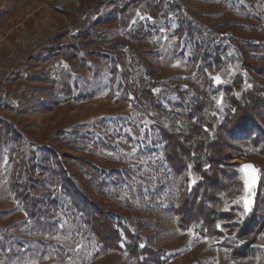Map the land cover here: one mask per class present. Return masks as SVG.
I'll return each instance as SVG.
<instances>
[{
  "label": "rangeland",
  "instance_id": "374dc122",
  "mask_svg": "<svg viewBox=\"0 0 264 264\" xmlns=\"http://www.w3.org/2000/svg\"><path fill=\"white\" fill-rule=\"evenodd\" d=\"M188 21L214 27L264 67V0H0V264H137L124 249L101 246L72 208L59 188V160L142 247L161 255L160 264H264V234L256 237L261 259L234 261L220 241L176 222L183 193L165 157L160 128L167 122L145 108L133 68L147 65L180 122L192 96L206 98L222 118L231 109L224 86L236 66L199 70L182 33ZM250 77L264 87V76ZM257 133L225 138L224 151L227 163H239L243 185L242 164L258 168L247 213L258 201L264 215ZM29 176L48 204L33 218L13 188ZM189 178L194 184L199 177ZM247 195L243 189L233 203L244 206Z\"/></svg>",
  "mask_w": 264,
  "mask_h": 264
},
{
  "label": "trees",
  "instance_id": "16d2710c",
  "mask_svg": "<svg viewBox=\"0 0 264 264\" xmlns=\"http://www.w3.org/2000/svg\"><path fill=\"white\" fill-rule=\"evenodd\" d=\"M182 33L184 40H191L189 43L195 47L199 70L213 65L236 67L230 82L224 86L231 109L218 118L208 110L206 98L192 96L190 100L184 99L182 104L185 108L182 122L163 103L157 89L160 82L147 65L139 62L133 68L139 66L135 84L145 108L157 119L165 118L167 122L166 127L160 128L165 142V157L178 191L183 193L180 202L173 208L177 225L181 230L196 228L208 239L220 241L217 246L229 259H261L262 249L257 245L256 237L264 234V215L259 212L258 201L250 213H245L241 203H233L244 185L241 172L234 169L239 163H227L229 158L224 147L227 146L225 138L232 139L237 132H244L251 138L257 131L252 141L256 146L259 141L264 143V121L261 119L264 87L255 77H250L252 73L264 76V67H258L248 59L244 49L233 45L214 27L188 21ZM248 82L250 86H247ZM57 163L60 166L57 171L59 188L70 198L76 213L86 220L101 246L107 250L124 249L136 258L137 264L161 263L159 253L142 247L141 237L82 190L81 184L70 177L63 160ZM189 174L199 177L194 184ZM13 188L32 218L48 205L43 202L45 199L41 196L38 181H34L33 177L16 181ZM52 202L59 203V200L53 198ZM260 203L264 204V199Z\"/></svg>",
  "mask_w": 264,
  "mask_h": 264
},
{
  "label": "snow or ice",
  "instance_id": "6c2138e0",
  "mask_svg": "<svg viewBox=\"0 0 264 264\" xmlns=\"http://www.w3.org/2000/svg\"><path fill=\"white\" fill-rule=\"evenodd\" d=\"M149 19H151L149 17ZM216 83H220V77H214ZM218 104L220 101L217 102ZM243 169L245 170V176H244V190L245 193L248 194L246 197H242L241 199L243 200L244 204V210L245 213H247L250 210V205H251V200L248 198L252 194V190L254 189L257 181V176H256V169L251 166V165H244ZM194 182V181H193ZM217 227H220L217 225Z\"/></svg>",
  "mask_w": 264,
  "mask_h": 264
},
{
  "label": "water",
  "instance_id": "95a60500",
  "mask_svg": "<svg viewBox=\"0 0 264 264\" xmlns=\"http://www.w3.org/2000/svg\"><path fill=\"white\" fill-rule=\"evenodd\" d=\"M244 165H251L257 170L256 171L257 181H256L255 187H258L260 185V181H261V176H260V172H259L258 168L256 167V165L254 163H251V162H246V163L242 164L241 168H242V172H243L244 176H245V170L243 169Z\"/></svg>",
  "mask_w": 264,
  "mask_h": 264
}]
</instances>
